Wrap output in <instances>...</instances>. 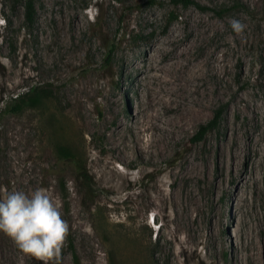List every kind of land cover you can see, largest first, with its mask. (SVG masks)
Here are the masks:
<instances>
[{
    "label": "rangeland",
    "instance_id": "obj_1",
    "mask_svg": "<svg viewBox=\"0 0 264 264\" xmlns=\"http://www.w3.org/2000/svg\"><path fill=\"white\" fill-rule=\"evenodd\" d=\"M33 1L28 31L22 3L0 0V194L43 187L59 197L70 229L52 264L264 261V0H191L203 10L171 0ZM170 33L183 49L182 79L163 120L184 109L192 121L157 162L123 160L131 138L116 125L147 112L138 67ZM35 83L51 86L50 99L12 112L10 96ZM57 146L84 164L87 188ZM219 149L233 156L230 167H219ZM210 161L204 173H182ZM0 264L42 262L0 233Z\"/></svg>",
    "mask_w": 264,
    "mask_h": 264
},
{
    "label": "bare ground",
    "instance_id": "obj_2",
    "mask_svg": "<svg viewBox=\"0 0 264 264\" xmlns=\"http://www.w3.org/2000/svg\"><path fill=\"white\" fill-rule=\"evenodd\" d=\"M82 18L81 16L76 17V26L77 23L80 25ZM182 55L183 49L177 44V38L174 37V33H170L164 40L155 44L152 52L139 65L138 70H144L148 80L146 85L147 112L144 116L135 113L133 116L130 115L127 118L118 120L115 130L116 132L121 130L129 132L131 143L129 145V143L124 142L125 148L130 147L134 155L127 152L121 156L123 160L136 158L138 162L143 164L157 162L158 158L165 156L166 145L177 137V134L181 129H184L185 125L192 121L193 113L190 110L181 109V111L176 112L165 120H163L162 115L165 109H169L172 105L177 106V100L171 96L173 90L179 87L182 79V71H179ZM163 57H168V60L163 62ZM143 134L149 135L146 143L141 140ZM112 141L114 146L117 145L118 141L115 138ZM218 156L220 168L231 166L230 163L233 161V156L226 160L222 155V149L218 150ZM210 158L211 160L213 158L211 153ZM210 164L211 161L208 164L203 163L201 166L191 163L187 168L183 169L182 173L183 175L204 173ZM173 173L174 175L176 174L174 171ZM258 264H264V261Z\"/></svg>",
    "mask_w": 264,
    "mask_h": 264
},
{
    "label": "clouds",
    "instance_id": "obj_3",
    "mask_svg": "<svg viewBox=\"0 0 264 264\" xmlns=\"http://www.w3.org/2000/svg\"><path fill=\"white\" fill-rule=\"evenodd\" d=\"M239 22L233 28L242 29ZM59 197L41 187L31 194L10 190L0 194V233L7 235L23 255L42 264L58 260L69 233Z\"/></svg>",
    "mask_w": 264,
    "mask_h": 264
},
{
    "label": "trees",
    "instance_id": "obj_4",
    "mask_svg": "<svg viewBox=\"0 0 264 264\" xmlns=\"http://www.w3.org/2000/svg\"><path fill=\"white\" fill-rule=\"evenodd\" d=\"M17 2H21L23 6V25L29 31L32 29L35 23V15L36 10L34 6L33 0H13ZM174 6L188 7L194 6L195 8H199L203 10V7L192 2L191 0H171ZM154 2L151 0L149 3ZM14 50V48H13ZM51 86L50 85H42L36 84L30 86L25 92L14 93L10 96V102L13 105L11 111L16 113L19 112L23 107L29 109H35L42 105L44 101L50 99L51 96ZM3 113L0 110V122L2 119ZM213 122V121H211ZM210 122V123H211ZM210 123L207 126H203L204 131L211 130ZM56 155L61 158L63 161L71 163L75 169V177L77 181L86 185V188L91 183V179L87 175L86 168L84 164L78 162V158L67 148L63 146L56 147ZM63 190V188H62ZM76 264H78L76 262Z\"/></svg>",
    "mask_w": 264,
    "mask_h": 264
}]
</instances>
